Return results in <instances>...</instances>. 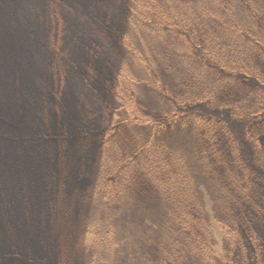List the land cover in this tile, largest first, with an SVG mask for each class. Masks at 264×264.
<instances>
[{
	"label": "rangeland",
	"instance_id": "obj_1",
	"mask_svg": "<svg viewBox=\"0 0 264 264\" xmlns=\"http://www.w3.org/2000/svg\"><path fill=\"white\" fill-rule=\"evenodd\" d=\"M46 1L43 10L55 25L54 32H47L50 40L56 42L58 34L60 39L65 36V23L77 22V12L90 23L81 29L73 26L76 33L89 26L102 28L99 46L105 57L92 59L94 49L89 46L92 55L85 53L91 59L89 69L82 66L74 72L71 62L78 65L79 58L59 40L57 52L51 51V65L59 68L52 77V95L59 100L54 112L66 110L79 98L93 105L85 113L95 120L96 130L86 137L77 132L64 143L65 127L51 119L56 138L42 129L30 133L15 129L12 136L0 139L29 169L20 170L21 164L7 168L10 177L17 175L15 184L23 200L15 212L25 218L17 224L22 228L28 219H46L43 211L52 213L56 264H264L255 232L248 234L251 241L239 230L232 229L235 238L223 233L234 227L236 217L232 216L234 208L223 213L224 195L245 190L241 199H246L264 192V0H153L154 4L145 2L141 12L132 0H122L124 13L116 22L109 11L119 0H89L99 8L92 11L81 8L87 5L83 0ZM98 11L101 14L91 19ZM115 28L119 32L112 34L109 30ZM233 43L239 45L233 51L236 59L227 52ZM246 64V73L235 71ZM98 73L104 75L102 82H97ZM125 81L131 84L138 114L158 122L156 126L122 122L130 121L127 102L118 97ZM200 105L206 108L201 110ZM205 116L216 120L218 138L213 130H196L192 121L184 119ZM22 118L32 124L25 114ZM231 118L244 128V135L240 128L241 133L237 131L236 136L242 137L239 140L229 133ZM34 132L40 138L37 151L17 145L20 139L32 138ZM145 144L152 148V158L148 160L149 153L141 149L139 156L144 160L133 157ZM225 147L226 155L222 152ZM47 153L52 157L48 166ZM146 159L154 165L152 170L141 165ZM44 170H50L53 177ZM177 170L201 183L203 190L197 196L203 198L201 207L210 212L204 219L212 223V233L206 231L204 237L195 228L192 245L184 241L187 223L181 226L183 231L171 225L172 200H161L159 180L171 178ZM37 177L43 179L37 182ZM32 182L34 190L29 187L28 191ZM43 182L53 183L47 192L49 199L39 189ZM5 191L3 199L10 195L9 189ZM34 193L39 195L37 200L31 198ZM258 199H250L257 209ZM4 229L6 239H11L10 223L2 219L0 231ZM10 247L15 248L11 240ZM249 258L253 260L248 262Z\"/></svg>",
	"mask_w": 264,
	"mask_h": 264
},
{
	"label": "trees",
	"instance_id": "obj_2",
	"mask_svg": "<svg viewBox=\"0 0 264 264\" xmlns=\"http://www.w3.org/2000/svg\"><path fill=\"white\" fill-rule=\"evenodd\" d=\"M121 1L122 0H119L117 4H114V8H111L109 11L113 12L112 19H114L115 22L118 20V17L122 16L124 13V7L120 4ZM83 2L87 4L86 6L81 7L83 10L89 8L92 11L98 8L95 5H92L89 0H83ZM132 2L137 4V10L139 12L142 11L145 2L154 4L153 0H132ZM95 3L97 6L101 5L99 2ZM47 4L48 2L46 0H0V139L8 138L9 135L12 136L15 129H23L24 131H29V133L37 129H42L43 132L45 131V134L51 135L50 137L52 138H56V134L54 133L55 127H50L49 124V120L51 119H54V121H60L61 125L65 127L62 135L64 143H67L77 132H81L86 137V135H91L90 133L93 130H96V127L93 126L95 120H91L85 113V109H91L93 105L91 106L90 103L88 105L79 98L76 101H71L66 110L54 112V108L59 107V100L56 99L55 95H52V77L57 76L59 68L51 65V51L54 50L57 52L55 46L59 40L65 47H67V50H71L72 53L79 58L78 65L71 62L72 67L76 68L72 69L74 72H77V69H81L82 66H87V69H89L91 68L89 65L91 59L87 58L85 55L86 52L89 53L87 51L89 46H93L94 49L93 55L92 53H89L92 55V59H97L96 55L105 57L99 46V42L102 41L100 35V29L102 28L94 26L91 29V26H89L88 28L83 29L81 34L76 33V28H73V26H78V28L81 29L90 23L89 21L87 23L83 15L79 17L80 13L77 12V15H79L77 17L78 23L72 20L69 23L66 22L65 24L68 27L65 30V36L60 39V34H58L59 38L56 42L50 40L47 32H54L55 25H52L53 22L49 21L48 16L44 11ZM90 6L92 8H90ZM100 14L101 11L96 12L91 16V19L94 15ZM244 29L241 30L242 34L245 33ZM109 31L112 34H116L119 32V29L115 28L114 32L112 30ZM69 35L70 37H77V39L74 41ZM68 37L69 39H67ZM257 45L259 46V44ZM234 49H239L237 43L230 45L227 52L231 57L236 59V54H233ZM246 67H248L247 64L245 66L239 65L238 68L236 67L235 71L239 74H244L248 71ZM65 76L67 77V82L69 78L68 73L65 74ZM96 76L97 82H102L104 80L103 74L98 73ZM122 78L124 79V75ZM252 78H255V76H252ZM84 81L87 86L92 87L88 80L84 79ZM62 84L64 85V83ZM130 87L131 84H127L126 81L125 85H122L121 88L119 86L120 90L118 92V97L120 100H126L127 115L130 117V121L125 119L122 122L124 124L136 122L135 124L145 123L152 127L156 126L158 122H153L151 121V118L148 119L147 117H142L138 114L132 100L133 93ZM199 108L202 110V108H206V106L200 105ZM93 111L96 110L93 109ZM41 112H45L46 115L41 116ZM55 113L61 115L57 117ZM92 113L95 114V112ZM22 114H25L31 119L32 124L25 122L22 118ZM78 114L80 116L82 115L85 119L80 118L79 120V117L77 118ZM171 117L174 121H177L174 114H172ZM44 118L46 120H44ZM184 119L187 122L192 121V126L196 130L205 127L213 130L214 135H216L217 138L221 135V133L218 134L219 132L215 126L216 120L212 116L198 118L186 117ZM228 124L230 125L229 133H232L233 135L235 134L236 140L242 138L241 136H236L237 131L240 133L242 131V134L244 132V128L239 125V120L231 118ZM38 134L39 133L34 132L33 137H28L25 141L20 139L17 145L23 146L24 144V148L32 149L33 152L37 151L40 141ZM58 138H60L59 135ZM45 140H48V138ZM220 141H223V137ZM149 146H152V143H150ZM138 149V154H136V151V155L133 154V157H141L139 156V154H141V149L146 150V152L149 153L147 157L148 160L152 158L150 157V150L152 148H149L146 144L141 145ZM226 150L227 147L222 150L225 155L227 154ZM47 154L45 162L48 166L52 157L49 153ZM15 155V152L10 153L7 148L0 143V174L3 175H0V217H2L5 223H10L13 231L8 232L12 235L11 239H6L7 234L3 233L5 232V229L0 231V259L3 260L2 264H56L58 253L54 249V236L51 234L53 220V217H51L52 213H49L47 210L43 211L41 214L46 217V219L39 217H34L35 220L28 219L24 223V227L22 223V228L20 224H17L25 218L20 213L15 212L16 206L19 205V202H23V200L20 193L17 191V186L15 184L17 183V175L10 177L11 173L7 172L8 167L14 165L19 166L21 164ZM131 157L130 159L133 161V164H135L136 161ZM141 158L144 160L143 157ZM177 158L178 155L172 154V159H176L178 164H182L180 159ZM241 159L247 162L245 156L241 155ZM141 165L148 170H152L154 166L148 161L146 163L142 162ZM24 167L25 165L21 164L20 170H29L27 167ZM4 168H6V171ZM44 171L48 173V176L53 177L50 170V174L48 170ZM6 176H9V179H5ZM29 178L30 174L28 175V179ZM42 179L43 178L37 177V182ZM41 184H44L42 189L39 187L42 196L46 195V198L49 199L50 194L47 192L48 190H52L53 183L49 184L48 182H43ZM159 184L161 188V200L163 199L168 203L171 200L173 202L170 204L172 209L168 214L171 215V225L175 224L180 231H183L181 226L185 223L188 224L186 231L187 238L183 237L185 243L188 245L193 244L195 228L202 231L204 237L206 231L212 233V223L204 219L206 216H209L210 212L207 213V208L201 207L203 204V198L198 197L197 194L203 189H201V183H199L195 177L186 172H182L181 170H177L171 178H163L162 180H159ZM34 186L33 182L31 186H27L28 191H30V189L34 190ZM143 186L146 187L145 184H143ZM7 189H9L10 195L8 198L3 199L4 191ZM245 192V190H241L239 194L238 191L235 190V192L230 195H224L225 203L223 205V213L229 208L230 210L234 208L231 210L232 216L236 217L232 219L234 227L224 229L223 233H231L235 238L237 234L233 232L232 229H235L236 231L239 230L248 241H251V238L249 240L248 234L255 232L257 238L256 242L264 252V192L252 191L253 193L256 192L253 196L251 195L252 200L259 198L260 207L258 209L252 205L250 196L249 198L241 199L242 195H245ZM64 194L66 193L64 192ZM22 195L24 198V194ZM38 197L39 195L34 193L31 198L37 200ZM173 208H176L175 212L173 211ZM198 211L200 212L199 214ZM17 218L19 219L17 220ZM215 221L217 222L220 220L215 219ZM222 229L223 227H221V230ZM180 238L182 239L181 236ZM10 240L15 248L10 247ZM201 241L203 243L204 239ZM12 249L16 250L8 252ZM11 256L13 257L10 258ZM7 258L17 260L11 261ZM252 260V258H249L248 262H251Z\"/></svg>",
	"mask_w": 264,
	"mask_h": 264
}]
</instances>
